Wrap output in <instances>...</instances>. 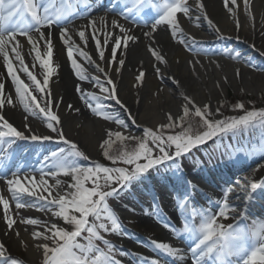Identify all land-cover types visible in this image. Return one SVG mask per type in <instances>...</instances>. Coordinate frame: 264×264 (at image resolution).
I'll return each instance as SVG.
<instances>
[{
  "label": "snow or ice",
  "instance_id": "1",
  "mask_svg": "<svg viewBox=\"0 0 264 264\" xmlns=\"http://www.w3.org/2000/svg\"><path fill=\"white\" fill-rule=\"evenodd\" d=\"M144 2L145 0H134L132 7L126 5L125 20L128 19L127 13H131L134 8L138 10ZM41 6V3L34 0H0V57L6 73L0 76V145L8 146L0 149V156L7 153L17 140L54 141L67 147L51 152L44 157L42 167L33 169L34 172H39L38 179L35 175L21 177L19 169L12 173L11 178H7L6 173L0 169V187L6 185L7 193L10 194L9 196L0 193L3 221L10 230H14L18 223L42 227L43 230L32 232L36 249L43 253L41 264H121V260L112 253L115 245L101 234L102 232L127 234L119 215L110 207L109 199L119 197L133 181L167 164L174 165L176 171L182 173V164L178 161L212 138L227 134L235 137L255 128L264 130V109L247 110L244 103L236 102L233 105L234 110H242L244 114L223 117L221 112V108L225 107L223 103L213 111L210 103L197 105L194 98L185 95L182 115L176 116L170 112L167 123H161L155 129L144 127L141 136L132 134L130 130L125 135L123 131L108 129L107 138L102 140L100 147L103 149L104 157L111 161V166L92 161L80 150L76 142L67 138L64 121L59 114V110L65 104L64 97L60 96L57 99L50 87V80L59 69L58 65L54 66V42L59 39L66 50L70 69L80 81H85L88 77L78 63L77 54L103 74V79L99 76L92 78V86L99 89L106 100L114 101L120 109L128 112V120L135 124L136 120L122 102L110 72L117 74L121 72L126 60L120 58V54L126 52L129 43L137 42L139 38L119 19L113 18L109 22L106 16L98 20L88 19L78 30L70 29L67 27L71 22L68 11H57L53 15L47 8L41 12ZM162 7V14L154 19L149 31L143 33L144 37L153 39V34L164 26L166 30H170L173 37L179 36V43L186 44L180 17L190 18L188 0H167ZM197 7L203 12L204 5L200 0H197ZM224 7L235 17L234 9L239 7L238 0H224ZM243 8L245 14L251 18L250 0H243ZM203 18L215 30L218 39H227L206 13H203ZM199 19L197 17V20ZM12 21L15 23H11ZM240 26L237 19V30ZM73 36L78 37L79 44ZM187 39L192 41V45H199L194 38L189 36ZM236 39H239V36ZM89 43L94 45L99 62L85 50ZM25 48L28 49V54L32 55L31 70L25 63ZM109 49L110 57L106 55ZM197 50L205 54L209 52L214 54L211 48L198 47ZM149 51L157 62H166L161 52L151 45ZM224 52L229 53V49L225 47ZM37 64L40 73L35 71ZM155 71L158 76L162 75L159 67H156ZM21 74L27 78V82L21 78ZM236 74H240L239 69L236 70ZM38 75H42V80ZM145 75L144 71H140L135 80L143 83ZM9 81L14 87V95L7 91ZM75 91L96 116L104 120L115 119L121 128L128 129V124L105 111L104 105L97 103L93 106L92 101L99 98L96 93L85 91L80 83L75 85ZM15 101H18L24 112L28 113L24 117L22 129L6 117V107H15ZM67 110L69 113L80 111L71 103L67 104ZM217 116L222 118L217 119ZM29 117L39 119L49 134L43 135L35 131ZM194 118H199L195 128ZM177 128L180 131H175ZM113 138L121 143V148L116 154L111 151V146L115 142ZM125 141H132L135 146L127 148ZM80 161L87 162V166ZM257 170H264V164H257V169L253 172ZM61 174L70 177L71 182L65 185L57 178ZM49 177L55 180L54 184H49L47 179ZM187 183L195 190L196 186L192 185L191 181ZM249 184L251 191L245 198L247 205L257 189L264 191V179L256 182L247 176L237 177L231 185L222 189L224 198L222 203L211 202L218 208L215 214L210 209H201L199 212L201 223L198 226L191 223L188 218L184 219L183 228L180 229L170 222L166 223L165 226L173 228L178 237L187 240L189 243L187 251L168 242L152 240L153 251H158L162 256L153 258L141 256V264H168V261L163 259L164 256L171 257L172 264H178L185 262L189 253L192 258L191 264H209V261L211 264H233V257L237 258V264L241 260L242 264H264V226L253 231L255 239L249 242L246 230L234 225L225 226L217 219L227 218L230 211H236L235 206L230 204L229 197L236 195L239 199L237 189L247 190ZM184 199L187 201L189 197L185 196ZM26 207H36L40 211L50 212L51 216L58 218L63 225L59 222L49 224L38 218H22L18 221L16 217L19 216V210ZM246 213L247 206L239 213L237 219L246 218ZM191 215L195 218L197 213L193 211ZM16 235L19 236V232ZM78 238L85 242L81 243ZM96 241L102 242L107 251L101 249ZM5 252V245L0 243V259L7 260L8 264H23L21 260L6 257ZM120 255H126V252L121 249Z\"/></svg>",
  "mask_w": 264,
  "mask_h": 264
},
{
  "label": "bare ground",
  "instance_id": "2",
  "mask_svg": "<svg viewBox=\"0 0 264 264\" xmlns=\"http://www.w3.org/2000/svg\"><path fill=\"white\" fill-rule=\"evenodd\" d=\"M94 1L96 0H84L83 3L85 4L90 2L89 8L81 14L74 10L73 13L75 15L71 16V22L67 27L78 30L80 26L87 23L88 19L98 20L100 17L106 16L109 22L113 18L119 19L126 27L131 28L133 34L139 38L137 42L129 43L126 52L120 54V58L126 60L121 72L119 74L110 72L116 82L122 102L130 110V113L136 120L135 124L130 122L129 128L131 130H140L147 126L157 127V125L161 123H167V117L170 112L179 116V113L182 112L184 104L183 96L185 95L194 98L197 105L210 103L214 111L216 105L220 103L221 94L225 95L227 93V83L230 84L236 93L242 88L249 95L254 94L255 96H260L262 93L264 94V72H256L254 69L248 68L240 60L217 54L216 50H214V54L213 52L205 54L203 51H198L197 48H185L178 42V37H173L170 30H166L164 26H161L159 31L153 34L154 38L150 40L144 37L143 33L149 31L154 19L139 23L134 17L128 16V19L125 20V13L119 8L113 6L109 7L108 4L96 5ZM200 3L204 5L203 12L197 7V0H191L190 18L187 16L180 17L181 27L185 33V40H188L187 38L190 36L199 43L203 41L212 42L214 38L217 37L215 30L210 27L207 20L203 18V13H206L208 18L220 29V33L227 39L246 42L248 46L253 47L251 49L249 48V52L258 54L259 50L264 53V0H250L251 18L245 14L243 0H238L239 7L234 9L236 13L235 17L230 15L224 7V0H200ZM197 17L200 19L197 20ZM237 19L240 21L241 25L238 30L236 28ZM13 23H15V21H13ZM237 36H239V39H236ZM73 39L76 40L78 44L80 43L78 37L73 36ZM150 45L161 52L166 62H157L155 60L149 51ZM81 46L83 47L82 44ZM85 50L89 51L92 58L99 62V58L95 55L93 44L89 43ZM24 54L25 63L30 66L31 70V65L33 63L32 55L28 54L27 48H25ZM106 55L110 57V49ZM76 58L83 68L84 74L88 77L85 81L79 82L73 79L76 76L70 69L69 62L66 58V50L62 47L59 39L55 40L54 66L58 65L59 69L50 80V87L57 96V99H59L60 96L64 97L65 104L64 107L59 110V114L64 121V130L67 138L76 142L90 159H97L101 149L100 144L102 140L106 138L107 130L111 129L113 131L124 132L125 129L121 128L117 123L104 122L97 116L90 115L86 112L87 106L80 100L78 93L75 91V85L80 83L85 91L99 93V89L92 86V78L99 76L103 79V74L99 73L93 64H89L88 61L83 57H79L78 54ZM138 63L142 65L143 71L146 73L143 84L140 87L135 80L137 75L135 67ZM2 64L3 60L2 57H0V76L6 75L2 68ZM156 67L161 69L162 75L159 76L162 81L158 79V75L155 71ZM237 69L240 70L239 75L236 74ZM35 71L36 73H40L38 64ZM21 78L27 82V78L23 74H21ZM38 78L42 80V75H38ZM164 79L166 81H163ZM7 91L14 95V87L10 85V81L8 82ZM109 102L117 109H120L118 105H115L114 101L109 100ZM68 103H71L74 108L80 111H72L69 113L67 110ZM15 105V107H6V117L10 122H13L15 126L22 129L24 117L28 115V113L24 112L23 106L20 105L18 101H15ZM120 110L124 112V118L128 119L129 113L125 112L123 109ZM29 118L31 120V126L35 131L43 135L49 134L46 126L41 123L39 119L34 117ZM7 147L6 144L0 145V149ZM26 153L23 155L26 156L28 154ZM15 154L17 155L16 150L13 154L7 152L0 156V158H12V156L14 158ZM223 156L225 157L226 154L223 153ZM230 157L234 156L232 155ZM259 164H264V162ZM39 168L40 167H37L35 169ZM33 169L34 167L27 168L28 173H25V175H35L38 179L39 172H34ZM254 169H257V164L242 170L237 177L247 176L250 180L257 181L262 171L257 170L253 172ZM21 174L23 173H19L21 177L25 176ZM11 175L12 174H10L8 178H11ZM47 179L49 184H53L50 177ZM198 185L206 190H203L198 197L202 198L204 192L212 196L218 194L215 182L209 184V186L205 183H200ZM248 186L250 187V184ZM246 191L248 190L237 189V193L240 197L239 199H237L236 195H231V197L236 200L234 203L235 206H244L245 208V198L247 196L243 193ZM0 193L10 196V194L7 193L6 185L0 187ZM14 207L13 203L12 208L14 209ZM130 211H125L123 209H118L116 211L121 219L129 220L143 238L141 240L134 237H130L127 240L120 239L119 242L126 244L127 248L130 249L129 251L142 254L143 257L148 258L162 256L158 251H153V248H148L143 242L145 239H148L147 241L149 243H151L152 240H156L168 242L174 247L187 249L188 245L186 240L175 235L174 233L177 232L174 231L173 228L164 227L160 224H146L142 222L143 219H138V213H136L135 210ZM169 214V212L166 213L167 216L173 217L174 221H171V224L174 225L176 216ZM37 217L43 221L46 217L49 218L52 216L50 212L40 211L36 207H26L19 210V216H17L16 219L19 221L22 218ZM35 230L43 229L41 226L25 225L22 223H18L14 227V230L8 229L3 221L2 206H0V243L5 245L7 253L17 255L28 262L32 261L33 256L37 255V253H41V251L36 249L35 243L32 240V232ZM17 232H19V236L16 235ZM21 241H23V243H21ZM190 257L191 255L189 253L187 260L185 262H178V264H191ZM163 259L167 260L168 264H172L171 257L164 256ZM123 264L136 263H134L132 259H127ZM240 264H242V262Z\"/></svg>",
  "mask_w": 264,
  "mask_h": 264
},
{
  "label": "rangeland",
  "instance_id": "3",
  "mask_svg": "<svg viewBox=\"0 0 264 264\" xmlns=\"http://www.w3.org/2000/svg\"><path fill=\"white\" fill-rule=\"evenodd\" d=\"M63 1H66V2H63ZM108 1L113 2V4L115 3V5L119 6L120 9H122L123 11H124L126 5H127V7H132L133 3H134V0H108ZM190 1L191 0H188L189 7H190ZM38 2L42 4V6L40 8L41 12H43L44 8L49 9L51 5L54 6L52 8V11H50V13L53 15L57 11L60 10L59 5L61 3L66 4L68 6V9L70 8L69 6L72 5V2L70 0H38ZM54 2H55V4H54ZM165 2H167V0H145L144 4L142 6H140L138 10L136 8H134L133 11L131 13H128V14H130L134 17H138L139 16L138 13L140 12V10L142 11L143 9H145L146 12H151V10H152L151 14L154 16H158L159 13L162 14V11H163L162 5ZM153 4L156 6L153 7L152 6ZM144 6H145V8H142ZM72 10H74V8ZM72 10L69 11L70 16L75 15L72 13ZM177 37L179 39V36H177ZM219 40L220 39L215 37L213 42L219 41ZM186 42H187L186 44L181 43V45L185 48H188V47L189 48H198V47L199 48H211V49H218L219 52H222V51L224 52L225 47H227L229 49V53H226L227 55L231 56L233 59L240 60L248 68H252L256 72H264V68H263L264 67V55H261L262 52H260L259 50H258L257 56L255 55V53L249 52L250 49L253 47L248 46L247 43L244 41L240 40L239 42L229 43L228 45L227 44L225 45V44H223L224 42H227V40L225 39V40H221V42H223L221 44H219V43L218 44L217 43L211 44V43H207V42L206 43L201 42V43H199L198 46L192 45V41L186 40ZM221 48L223 50H221ZM237 54H239L238 58H237ZM259 63L261 65L256 67L257 65H259ZM249 65H254L255 67H250ZM135 69L137 70V75L139 74L140 71H143L142 65L139 63L136 65ZM73 79L81 82L78 79V77H74ZM158 79L162 81L160 76H158ZM163 81H166V80L164 79ZM136 83L139 87L142 86V84H143V83H138L137 81H136ZM96 95L99 98L97 100L92 101L93 106H95V104H97V103L102 104L105 106V111L110 112L113 116L118 117L121 120H124L125 123L128 124V129L124 130L125 135H127L128 130H130L131 133L136 135V136L142 135V131H143L144 127L141 128L140 130H131L129 128L131 121L124 118V115H123L124 112L120 109H117L115 106H113L109 102V100H106L104 98L103 93L99 92V93H96ZM78 96H79V94H78ZM79 98H80V96H79ZM80 100L83 103H85V101L82 100L81 98H80ZM236 102L244 103L245 108L247 110L262 109V106H264V94L262 93L260 96H255L254 94L249 95L242 88H240V90L236 93L233 90V88L230 86V84L227 83V93L225 95L221 94V100H220V103H223L225 105V107L221 108V112L223 114V117H232V116H239V115L244 114V112L242 110H234L233 105ZM85 104L87 106L86 112L90 115L96 116L93 113V111L88 107V104L87 103H85ZM219 104H217L216 107ZM182 114H183L182 112L179 113V115H182ZM98 118H100V120H102L104 122H108V123L114 122L116 124L115 119L104 120L101 117H98ZM220 118H222V117L217 116V119H220ZM198 120H199V118H194L193 124H197ZM147 127H151L153 129L156 128L153 126H147ZM178 129L179 128H177L175 130H178ZM113 140L115 141V138H113ZM124 144L127 148H132L135 146V143L132 141H125ZM66 147L67 146L62 144V143L58 144L54 141H50L45 150L34 149V148L31 150L33 157H31L32 162L30 164H28L26 162L27 157L22 158V157H18L15 154L14 158H13V156H12V158L11 157L0 158V169H2L6 173L7 178L10 177V174H12L17 169H19V173H23L21 175H25V173H28L27 168H29L31 165H32V167H34V169L37 167H42L45 156H48L53 151H58L59 148H66ZM120 148H121V143L119 141H115L111 146V151L114 154H116L119 152ZM20 149H21L20 146H18L17 143H14L11 146V148L9 149L8 153L13 154V152L15 150L19 151ZM22 149H23L22 151H25V152L27 151V150H25V148H22ZM261 149L258 153L256 151H254V152H251L250 154L246 151L245 152L242 151L241 155L245 156V157L240 158L239 160L244 161V162H242V163L239 162L240 164H238L237 166L234 164H236L238 162H234V164H231L234 161V157H235L234 153L226 152L225 157L223 156V154L214 157L211 160L212 162L209 163L210 167L206 168V170L199 169L201 172L205 173V172H207V170L213 169L214 167H218V165H220V164L225 165V168H223L224 166L221 167L218 170L217 174H215L216 177H218L219 179H216V177L214 179L220 181L219 193H218L217 197L207 198L204 206H199V204H197L195 199L191 198V196L188 193V190H184V187L180 188V186L178 184H182V183L179 182V179L169 177L167 180H161L162 177L159 176V178H157L158 173L154 174L151 172H149L151 174L147 173L145 175V177L148 178V181H146V179L144 180L145 183L143 186V188H144L143 192L141 190L140 191L141 193L137 194V195H136V191L134 192V196H132L134 201H132V202L129 201L128 203H122V202H120V201H122V198L119 197L120 201H118V197H117V199H115V198L109 199L108 203L112 209H115L117 207V205H120V207H122L123 209H125L127 211L135 210V212L138 213V215H137L138 219L139 220L143 219L142 222H144L146 224L153 225V223L156 222L155 220H157L158 222L159 221L162 222L163 226L166 227L165 226L166 223H169V222L171 223V221H174L172 216L169 217L166 215V213L169 212L170 213L169 215H175L176 216V221H175L174 225L177 229L183 228L185 218H188L191 223H194L195 225L198 226L201 223V217L199 215V212L201 211V209H210L211 212L213 214H215V212L218 211V208L213 206L211 202H216V201H219L220 203L223 202L224 198L222 195V189L225 188L226 186L230 185L233 181H235V179H236L235 176L239 172H241L244 169H248L253 165L264 162V142L261 145ZM80 150H81V148H80ZM22 151L20 150V152H22ZM245 153L247 154V156ZM232 155L234 157H230ZM259 156H262L263 160L260 159ZM252 158L256 159V160H252ZM41 159L43 161L42 163L40 162ZM90 160L99 161V162L104 163L107 166H111V161L107 160L103 155V149H100L99 156L97 159L92 158ZM80 162L82 164H84L85 166H87V162H84V161H80ZM225 163H228V164H225ZM118 166H124V165H118ZM53 170H55V169H53ZM261 171H262V173L259 176V180L264 179V170H261ZM184 176H185V179L187 180V178H189L190 174L185 172ZM57 178L61 179L65 185L71 182L70 177H65L62 174L59 175ZM51 179H52V182L54 184L55 180L53 178H51ZM173 182H178V184H173ZM89 186H91V185H89ZM248 187L249 186H247V188ZM259 190L260 189H257L255 193H257ZM250 191H251V189L249 187L248 192H250ZM259 192L257 193V197H259V198L253 196L251 202L246 205L247 206L246 218L237 219V217H239V213L244 211L245 208H244V206H241V207H238L237 205L235 206L234 203L236 200L233 197H231V195L229 197V201H230V204L235 206L236 211L235 212L230 211L227 218H224V217H218L217 218L218 222L220 224H223L225 226L234 225L235 227H237L239 229L246 230L247 236L249 238V242H251L252 240L255 239V237H253V231L259 230L261 226H264V199H260V197L262 198V196H264V191L260 190ZM131 195H133V192L131 193ZM185 196L189 197V199L187 201H185V199H184ZM255 201H260V202L263 201L262 202L263 206L262 205L256 206ZM157 203H159L158 208L156 206ZM170 206H172V207H170ZM194 208H196V209H194ZM193 211H195L197 213L195 218H193L191 215ZM164 220H166L167 222L166 221L164 222ZM43 221H46L49 224H51L53 222H59V223H61V225H63V222L58 220V218H56V217H49V218L46 217ZM121 223L123 225L125 232L127 233L126 235L123 233L112 234V233H103V232L101 234L104 235L106 239H108L109 241H111L115 245V247L112 250V253L116 256L117 259L121 260V263H123L124 259H129V257H128L129 255L127 254L128 249H127V245L122 243V242H119V240L120 239L127 240L130 237L137 238V234L134 233L135 230H134L133 224L130 223L129 220H122ZM174 234L177 235V233H174ZM85 235H86V233H85ZM78 240H80L81 243L85 242L81 238H78ZM143 242L145 243V245L148 248H153L151 243H149L147 241H143ZM96 243L101 249L107 251L106 246L103 245L102 242L96 241ZM187 245L189 247L188 242H187ZM121 249L124 252H126V255H120ZM249 250H251V249L249 248ZM5 256L9 257V258H15V259L21 260V261H23V264H41L42 259H43L42 251H41V253H37V255L33 256L32 261H30V262L25 261L24 259H22L21 257H19L17 255L9 254L7 252H5ZM141 256H143V255H141ZM141 256H138L137 258H133V262L136 264H141V261H140ZM191 259L192 258L190 257V260ZM232 259H233V264H237V258L233 257ZM241 262H242V260L239 261V264ZM0 264H8V261L0 259ZM209 264H211L210 261H209Z\"/></svg>",
  "mask_w": 264,
  "mask_h": 264
},
{
  "label": "trees",
  "instance_id": "4",
  "mask_svg": "<svg viewBox=\"0 0 264 264\" xmlns=\"http://www.w3.org/2000/svg\"><path fill=\"white\" fill-rule=\"evenodd\" d=\"M264 109V106H262ZM197 124H193L194 128ZM180 131V129L175 130ZM264 141V130L259 128L250 129L246 132H242L237 136H233L231 134L224 135L222 137H216L210 140L205 146H199L198 148L194 149L190 155L183 157L178 163H183L187 166H197L201 163H206L208 160L212 159L217 153L221 152L225 149H234L238 148L239 150H244L249 154L254 152L255 150L258 151L261 149V143ZM247 155V154H246ZM163 168V167H161ZM170 171L175 169V166L171 164L169 166ZM138 185V181H133V183L124 191H122L119 195L126 196L128 191L131 188ZM117 198V197H116Z\"/></svg>",
  "mask_w": 264,
  "mask_h": 264
},
{
  "label": "water",
  "instance_id": "5",
  "mask_svg": "<svg viewBox=\"0 0 264 264\" xmlns=\"http://www.w3.org/2000/svg\"><path fill=\"white\" fill-rule=\"evenodd\" d=\"M16 142H18V144L21 145L22 147L36 146V147H40L42 149H45V148H47V146H48V144H49L50 141H43V142H41V141H22V140H17ZM206 144H204V145H206Z\"/></svg>",
  "mask_w": 264,
  "mask_h": 264
}]
</instances>
